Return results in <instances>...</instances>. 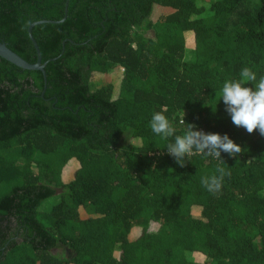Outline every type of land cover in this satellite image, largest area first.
<instances>
[{
	"label": "trees",
	"instance_id": "trees-1",
	"mask_svg": "<svg viewBox=\"0 0 264 264\" xmlns=\"http://www.w3.org/2000/svg\"><path fill=\"white\" fill-rule=\"evenodd\" d=\"M66 9L33 29L47 81L0 56V264H264V135L219 95L244 67L264 74V0H0V39L34 63L30 24ZM157 111L241 151L180 165Z\"/></svg>",
	"mask_w": 264,
	"mask_h": 264
},
{
	"label": "clouds",
	"instance_id": "clouds-1",
	"mask_svg": "<svg viewBox=\"0 0 264 264\" xmlns=\"http://www.w3.org/2000/svg\"><path fill=\"white\" fill-rule=\"evenodd\" d=\"M249 83L251 86H246ZM220 100L236 126L245 128L249 133L258 129L264 135V74L258 76L252 68L244 67L239 78L223 82ZM149 124L151 130L160 137H174L167 144L166 151L180 165L185 163V157L195 153L221 159L222 152L235 157L241 151V146L227 133L205 132L193 124H187L184 134H176L172 122L160 111L153 112ZM218 172L219 175L203 177L201 180L210 192L219 191L224 176L228 174L223 168H219Z\"/></svg>",
	"mask_w": 264,
	"mask_h": 264
},
{
	"label": "rangeland",
	"instance_id": "rangeland-1",
	"mask_svg": "<svg viewBox=\"0 0 264 264\" xmlns=\"http://www.w3.org/2000/svg\"><path fill=\"white\" fill-rule=\"evenodd\" d=\"M160 13L161 11L160 10H157L156 12V15H155V21H156V28H154L153 30H151L149 32V35L150 36H155L156 35V32H161L163 31L164 29V23L163 21L160 20ZM170 26H173V25H170ZM188 50H187V57L188 58H191V49L193 47V38L192 36H188ZM124 72V69L123 68H120L118 70H115L112 72V76L114 77V80H115V90H114V97H117L120 93V87H121V83H120V80H121V75L122 73ZM103 78H98L97 80L99 81H102ZM219 95H220V92H219ZM77 168V164L76 163H72L70 164L69 166L66 167L65 171H64V178L66 181H68L71 177H73L74 173H75V170ZM60 200V197L59 196H54V197H51L49 198L48 200H46L43 205L40 207V210L41 211H49L50 208ZM158 227V224H155L153 228H157ZM136 234V233H135ZM188 257L192 260H196V261H200V262H203L205 260V256L201 253H188Z\"/></svg>",
	"mask_w": 264,
	"mask_h": 264
},
{
	"label": "water",
	"instance_id": "water-1",
	"mask_svg": "<svg viewBox=\"0 0 264 264\" xmlns=\"http://www.w3.org/2000/svg\"><path fill=\"white\" fill-rule=\"evenodd\" d=\"M67 5H68V1H67ZM67 18V9H66V13L65 16L61 19V20H38V21H34L30 24L29 29H28V33L29 36L37 50V54H38V59L36 62L32 63L29 62L28 60H26L25 58H23L20 54H18L16 51H14L13 49H11L8 44L0 39V56L3 57L4 59L10 61L11 63L22 67L24 69H28V70H40L44 73L45 75V81H47L46 79V64L47 63H43L42 61V53L40 50V46L36 40V38L34 37L33 34V29L37 24H41V23H46V22H52V23H59V22H63L65 21V19Z\"/></svg>",
	"mask_w": 264,
	"mask_h": 264
}]
</instances>
